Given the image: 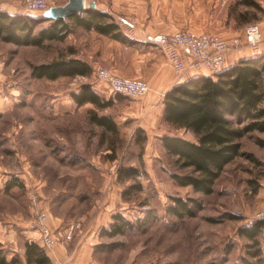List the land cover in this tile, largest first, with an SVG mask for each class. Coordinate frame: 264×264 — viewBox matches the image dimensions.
<instances>
[{
    "label": "rangeland",
    "instance_id": "rangeland-1",
    "mask_svg": "<svg viewBox=\"0 0 264 264\" xmlns=\"http://www.w3.org/2000/svg\"><path fill=\"white\" fill-rule=\"evenodd\" d=\"M66 1L55 0L54 5ZM86 1L110 14L129 44L75 25L64 41L42 48L0 41L1 258L12 257L6 264H26L24 243L39 239L34 224L37 213L44 212L55 240L45 249L39 239L50 256L48 264H264V228L258 238L260 260L250 257V243L239 233L264 212V148L256 143L264 140V132L241 138V151L255 162L237 157L228 163L211 194L177 185L171 174L187 170H179L165 155L158 138L192 137L163 122L162 100L172 86H158L156 80L166 76L167 67L178 83L207 71L189 70L187 58V70L176 74L155 45L144 43L149 34L189 31L244 44L243 30L250 23H239L237 14L247 11L259 21L264 16L238 0ZM254 1L261 7V0ZM0 6L6 13H27L22 0H0ZM27 15L43 20L39 13ZM49 23L39 21L36 29ZM229 50V55L249 51L245 44ZM73 57L90 66L88 77L48 81L31 75L32 65ZM99 68L144 80L148 91L136 99L114 94L96 78ZM82 84L112 105L105 110L76 106L71 94ZM91 110L111 117L117 134L91 123ZM128 167L138 175L118 183V169ZM8 181L15 185L7 190ZM170 197L193 199L200 208L193 216L175 217L167 213ZM115 214L134 227L109 237L103 230H110ZM144 216L148 220L142 226L135 223Z\"/></svg>",
    "mask_w": 264,
    "mask_h": 264
},
{
    "label": "trees",
    "instance_id": "trees-1",
    "mask_svg": "<svg viewBox=\"0 0 264 264\" xmlns=\"http://www.w3.org/2000/svg\"><path fill=\"white\" fill-rule=\"evenodd\" d=\"M238 5L254 10L264 16V10L254 0H238ZM239 23L260 22L255 14L238 13ZM40 18L27 14L6 13L0 10V41L16 46H33L42 48L48 42H62L71 31V25L93 31L101 36L123 44L129 40L123 36L113 17L96 7L88 8L80 14L67 16L65 20H51L48 26L37 28ZM71 55L73 52H70ZM31 75L54 81L59 78L88 77L90 66L79 58H58L47 63L32 65ZM119 95V94H117ZM71 98L75 105L81 107L90 104L96 110H105L112 105L111 100L98 96L89 84L79 86ZM162 120L174 129H182L191 135L186 139L176 135H162L158 139L166 156L174 159L179 170L186 172L173 173L171 178L181 187H190L193 192L209 195L213 185L224 167L237 157L251 162V154L241 151L240 140L246 134L264 132V54L240 59L233 65L214 76H194L173 85L164 94ZM91 123L117 134V127L109 116H98L94 110L89 112ZM145 141V136L140 142ZM256 143L264 148V140ZM138 171L133 167L119 168L117 182L123 183L133 179ZM14 181L6 183V189L12 188ZM252 184L253 181L251 180ZM257 190L254 186L253 191ZM171 204L167 213L175 217L193 216L200 205L193 199L170 197ZM110 230H103L112 237L122 234L134 227L120 214H115ZM148 217L135 222L142 226ZM264 228V221H254L250 226L239 230L240 235L248 241L247 253L252 258L261 254L259 235ZM24 255L27 264H48L43 249L32 241L25 243ZM0 264H6L0 256ZM243 264H254L243 260Z\"/></svg>",
    "mask_w": 264,
    "mask_h": 264
},
{
    "label": "built area",
    "instance_id": "built-area-1",
    "mask_svg": "<svg viewBox=\"0 0 264 264\" xmlns=\"http://www.w3.org/2000/svg\"><path fill=\"white\" fill-rule=\"evenodd\" d=\"M24 11L27 13H40L55 6V0H22ZM25 13V14H27ZM264 19L260 22L250 23L244 27V44L251 54L261 52L263 42ZM145 42L155 45L165 56L166 61L171 65L176 74L187 70V58L191 60L190 69L193 72H205L204 76H214L227 68L224 61L229 48H238L239 39L227 44L218 37L206 34H195L189 31H176L169 34H156L145 36ZM96 78L107 85L114 93L125 97L136 99L148 91V84L144 80L123 78L111 74L105 68H99ZM258 217L264 220V212ZM46 214L37 213V220L34 224L39 233L42 247L50 249L55 245V240L46 226ZM70 235L67 236V239Z\"/></svg>",
    "mask_w": 264,
    "mask_h": 264
},
{
    "label": "crops",
    "instance_id": "crops-1",
    "mask_svg": "<svg viewBox=\"0 0 264 264\" xmlns=\"http://www.w3.org/2000/svg\"><path fill=\"white\" fill-rule=\"evenodd\" d=\"M89 1V0H88ZM260 3H261V7L263 8V10H264V0H261L260 1ZM8 7V6H7ZM6 7V8H7ZM9 8V7H8ZM97 8V7H96ZM0 9H4V8H2L1 6H0ZM98 9V8H97ZM4 11H7V10H4ZM8 12V11H7ZM20 13V12H19ZM12 15H15V14H12ZM145 44H147L148 46H149V44L148 43H146V42H144ZM151 46V45H150ZM126 48H128V47H126ZM260 54H264V33H263V42H262V44H261V52L259 53V54H251V52L250 51H247V50H244V51H242L241 53L240 52H234V53H232V54H227V56H226V59H225V61H226V65H227V67H229V66H231V65H233L235 62H237V61H239L240 59H244V58H249V57H254V56H257V55H260ZM230 62V63H229ZM228 63V64H227ZM166 76H163V77H160L159 76V78L156 80V84L158 85V86H162V85H165V84H169V85H171V86H173V85H175V84H177L178 83V80L175 78V77H173V76H170V70H169V68L167 67L166 69ZM183 81V80H182ZM27 243L29 242V241H26ZM25 242V243H26ZM24 243V244H25ZM33 243H35L38 247H40L41 248V245H40V243H39V239L37 238V240L36 241H33ZM44 251V254H45V256H46V258L49 260V263H51V259H50V256H49V254L47 253L46 254V252H45V250H43ZM22 257V259H24V261L26 262V258H25V255H24V253H23V255L21 256ZM5 260V259H4ZM11 260H12V257L11 258H9V260H5V262L6 263H10L11 262ZM27 264V263H26Z\"/></svg>",
    "mask_w": 264,
    "mask_h": 264
},
{
    "label": "water",
    "instance_id": "water-1",
    "mask_svg": "<svg viewBox=\"0 0 264 264\" xmlns=\"http://www.w3.org/2000/svg\"><path fill=\"white\" fill-rule=\"evenodd\" d=\"M93 1L86 0H67L64 5L52 6L47 10L39 13L40 17L45 21L65 20L67 16L72 14H80L88 8H94Z\"/></svg>",
    "mask_w": 264,
    "mask_h": 264
}]
</instances>
